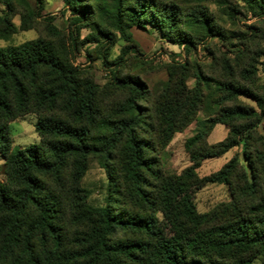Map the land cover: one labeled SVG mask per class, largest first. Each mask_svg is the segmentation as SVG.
Returning a JSON list of instances; mask_svg holds the SVG:
<instances>
[{"label": "trees", "instance_id": "16d2710c", "mask_svg": "<svg viewBox=\"0 0 264 264\" xmlns=\"http://www.w3.org/2000/svg\"><path fill=\"white\" fill-rule=\"evenodd\" d=\"M111 1L112 19L121 32L124 33V27L142 28L147 20H152L153 25L165 30L167 39L171 40L178 24L177 15L169 11L163 13L162 8V11L157 10V0ZM64 2L71 6L70 0ZM4 4L11 10L10 0H5ZM71 12L78 24L91 14L83 0L77 1ZM207 21L204 15L200 16V24ZM1 25L6 26L7 33H13L9 21L0 20ZM190 69L192 66L188 62L173 65L180 86H186V78L191 77ZM170 75H174L173 72ZM192 78L196 86L187 91L180 106H170L165 93L160 107L153 109L154 100L146 97L141 82L116 77L115 85L128 89L130 95L116 109L115 118L100 122L107 135L99 145H93L89 143V126L98 120L96 86L82 82L79 72L61 59L49 43L32 41L0 49V154L5 160L7 179L6 183L0 181V264L8 263L7 253L17 244H21L22 251L15 264H44L34 252L33 240L37 235H41L42 241L48 239L55 248L60 247L62 228L57 216L60 199L58 194L49 192L44 178L51 176L58 181L71 166V180L79 190L88 160L93 155L102 158V166L111 180L112 162L121 161L130 200L148 211L133 216L119 213L111 205L98 209L80 205L83 208L79 219L90 224V232L84 238L87 251L82 256L86 259L76 264H247L249 261L244 262V257L263 251L264 201L253 205L251 217H247L238 212L240 205L235 197L236 216L224 224L212 225V215L199 214L192 195L193 189L200 184L232 186V178L240 167L236 158L204 180L199 179L197 170L203 160L221 157L238 146L244 133L245 142L253 140L252 134H257L256 127L264 119L263 99L242 87L219 84L224 95L219 100L216 123L228 126L230 136L214 146L207 143L208 131L187 140L185 150L191 166L180 175L166 176L155 169L157 161L152 153L157 147L164 148L176 133L184 131L199 112L204 99L202 87L207 79L198 70ZM240 96L253 99L260 114L238 105L222 107ZM143 103L152 105V115L147 114ZM57 109L69 115L76 126L46 118V112ZM28 114L39 117L35 128L41 148L48 149L45 153L35 145L24 149L12 145L8 124ZM237 123L243 125L238 127ZM156 137L158 141L153 139ZM250 167L253 169L252 163ZM252 179L250 183L246 178L250 195L256 194L258 184L255 175ZM30 212L34 220L26 237L20 240L18 237ZM155 213L162 214L164 226ZM121 231H130L140 239L110 243ZM48 258L46 264H56Z\"/></svg>", "mask_w": 264, "mask_h": 264}, {"label": "rangeland", "instance_id": "374dc122", "mask_svg": "<svg viewBox=\"0 0 264 264\" xmlns=\"http://www.w3.org/2000/svg\"><path fill=\"white\" fill-rule=\"evenodd\" d=\"M4 1L0 0V20L9 21L14 30L7 33L6 26H0V49L32 41L49 43L61 59L79 72L82 82L88 81L96 86L98 120L95 125L89 126L90 144L99 145L102 142L107 132L100 122L115 118L116 109L130 95L128 89L115 85L116 77L132 78L144 85L146 97L154 100V108L148 103H143V107L148 115H152L151 109L160 107L165 93L170 106H180L187 91L196 86V80L192 78L194 73L196 70L202 72L208 84L204 81V99L194 121L184 131L176 133L164 148L157 147L158 150L152 153L157 161L155 169L166 176L180 175L191 166L185 150L187 140L208 131L207 143L214 146L230 136L228 126L216 123L219 100L224 95L219 90V84L242 87L264 100V0H157V10L177 15L178 24L171 40L167 39L165 30L153 25L152 20H147L142 28L124 27V33L118 30L112 19L111 0H83L91 14L80 24L75 22L76 16L71 12V7L80 0H70L71 6H67L64 0H43L41 3L36 0H10L11 10ZM201 15L207 18V23L200 24ZM186 62L192 66L189 71L191 77L186 78V86L182 87L179 75L172 67ZM170 72L174 75L171 76ZM236 105L260 114L256 102L247 96H240L222 107ZM45 115L46 118L76 126L60 109ZM38 121L37 115L28 114L8 124L13 147L24 149L35 145L41 148V139L35 128ZM256 129L257 134H252V141L245 142L244 133L238 146L221 157L203 160L197 170L199 179L204 180L235 158L240 163L231 187L207 183L192 191L196 211L201 215H212V225L224 224L236 216L235 197L240 205L238 212L247 217H251L249 213L253 205L264 201V119ZM153 139L158 141V137ZM41 149L47 152L46 146ZM4 165L5 160L0 154V181L6 183ZM111 165L113 180L103 168L102 158L91 156L79 190L71 180V166L58 181L51 176L44 178L49 192L58 194L60 199L57 216L62 228L59 248H55L48 239L42 241L41 235L34 237V252L44 264L47 263L46 257L56 264L84 263L86 258L82 255L87 251L84 238L90 232V224L79 219L83 208L80 205L95 209L111 205L117 212L133 216L148 211V208L130 200L121 161ZM253 175L258 184L256 194L250 195L247 193L246 178L251 183ZM154 215L161 225L165 224L162 214ZM33 220L34 215L30 212L18 237L20 240L26 237ZM139 239L137 234L121 231L111 238L110 243ZM21 251V244L14 245L7 253V264L17 263L15 260ZM247 261V264H264V250L244 257V262Z\"/></svg>", "mask_w": 264, "mask_h": 264}]
</instances>
